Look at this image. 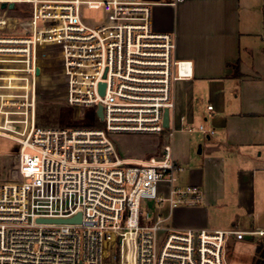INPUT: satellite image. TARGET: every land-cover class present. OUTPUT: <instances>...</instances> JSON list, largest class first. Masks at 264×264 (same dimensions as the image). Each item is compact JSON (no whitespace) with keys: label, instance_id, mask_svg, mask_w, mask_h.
Segmentation results:
<instances>
[{"label":"built area","instance_id":"obj_1","mask_svg":"<svg viewBox=\"0 0 264 264\" xmlns=\"http://www.w3.org/2000/svg\"><path fill=\"white\" fill-rule=\"evenodd\" d=\"M152 6L0 0V137L17 145L21 177L0 181V264H228L229 241L264 236V229L237 225H168L164 206L206 203L215 135L204 124L164 127L165 110L175 108L173 86L192 77L193 65L175 58L174 33L153 30ZM93 10L96 18L86 14ZM49 61H60L68 105L93 108L101 127L38 125ZM178 131L202 135V185L179 181L185 168L176 157ZM134 139L125 149L122 141ZM78 214L76 224L37 221Z\"/></svg>","mask_w":264,"mask_h":264},{"label":"crops","instance_id":"obj_2","mask_svg":"<svg viewBox=\"0 0 264 264\" xmlns=\"http://www.w3.org/2000/svg\"><path fill=\"white\" fill-rule=\"evenodd\" d=\"M147 2L153 4V30L174 33L175 58L193 65L192 77L173 86L171 129L204 124L215 135L207 167L213 185L206 203L174 209L164 206L168 225L179 230L221 228L211 222L210 208H218L226 215L236 209L230 227H240L239 210L252 205L254 172L241 166L239 155L250 148L264 147V48L258 50V40H264V0ZM238 62L241 76L234 77L231 65ZM204 99L209 100L206 112L200 109ZM194 135L200 137L199 149L200 133L178 131L174 136L176 157L185 168L179 177L182 185L203 183V156L197 152L201 160L190 162L187 149Z\"/></svg>","mask_w":264,"mask_h":264},{"label":"rangeland","instance_id":"obj_3","mask_svg":"<svg viewBox=\"0 0 264 264\" xmlns=\"http://www.w3.org/2000/svg\"><path fill=\"white\" fill-rule=\"evenodd\" d=\"M86 14L93 18L99 16L94 10L87 11ZM258 42L260 44L258 50H261L264 48V40L260 38ZM259 56L257 59L261 61ZM47 65L48 67L45 72L48 78L44 81L45 85L42 87V94L37 110L38 125L42 128L101 127L102 124L98 125L96 123L93 108H77L68 105L65 95L66 79L63 75L60 61H49ZM208 104L209 100L204 99L200 105V109L206 112ZM194 136L192 137L190 147L187 148L190 162L201 160V155L197 153L200 137ZM130 141H122L124 148L127 150L133 147L132 143L138 142L137 139ZM167 141L168 139H165V143ZM121 143L120 146H122ZM143 146L144 148L147 147L144 144ZM261 152L262 155H260ZM239 162L242 167L249 168L254 172L252 205L249 209L242 208L239 210L241 216L240 227L243 230H250L251 228L264 229V147L257 149L250 148L244 152L242 151V154L239 155ZM181 176L184 178L185 174L183 173ZM0 181L10 183L21 181V177L18 174V147L13 141L2 137H0ZM152 207L153 204L151 202L143 203V208L148 209L150 212L153 211ZM235 213L236 209L233 213L230 211L226 215V211L210 208L211 222L221 228L230 227L234 221ZM263 239L264 236H256L253 238L246 237L243 240L232 239L229 241L226 248L228 264H252V260L257 257V244Z\"/></svg>","mask_w":264,"mask_h":264},{"label":"water","instance_id":"obj_4","mask_svg":"<svg viewBox=\"0 0 264 264\" xmlns=\"http://www.w3.org/2000/svg\"><path fill=\"white\" fill-rule=\"evenodd\" d=\"M100 92L101 94L105 93V84L100 85ZM97 115L100 118V120H103L104 113H103V107L99 106L97 110ZM164 127L166 129L171 128V111L169 109H166L164 112ZM198 153H202V146L200 145L198 149ZM82 215L78 214L75 217L68 218V219H47V218H39L37 221L39 223H68V224H76L81 223Z\"/></svg>","mask_w":264,"mask_h":264},{"label":"trees","instance_id":"obj_5","mask_svg":"<svg viewBox=\"0 0 264 264\" xmlns=\"http://www.w3.org/2000/svg\"><path fill=\"white\" fill-rule=\"evenodd\" d=\"M235 72L233 74L234 77H240L241 73L239 71V62L236 65H231ZM96 123L101 124L98 119H95ZM257 257L252 260V264H264V239L259 241L256 247Z\"/></svg>","mask_w":264,"mask_h":264}]
</instances>
